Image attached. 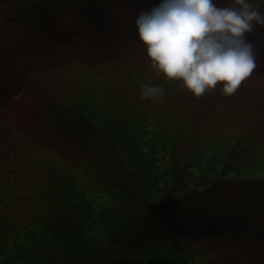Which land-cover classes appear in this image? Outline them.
<instances>
[{"label":"trees","instance_id":"1","mask_svg":"<svg viewBox=\"0 0 264 264\" xmlns=\"http://www.w3.org/2000/svg\"><path fill=\"white\" fill-rule=\"evenodd\" d=\"M79 1L85 2L95 15L115 9L122 2L0 0V17L5 13L3 7L9 5L14 22L34 20L33 16L44 22V13L52 14V11L65 7L78 8ZM10 19L5 18L6 24ZM256 30L264 34V28ZM87 37L83 30L71 29L62 33L58 31L56 41L70 51L73 60L88 67L121 63L130 57L147 58L144 50L137 52L133 49L110 54L108 58L92 57L88 48L80 51ZM124 38L137 39L132 32L124 34ZM24 44L27 46L24 41L19 47L20 55L26 48ZM259 71L258 67L250 77ZM0 72V81L8 78L1 64ZM138 79L143 78L140 76ZM150 83L155 85L156 80H147L146 85ZM162 88L163 97L145 99L140 106L125 107L117 121L105 116L114 111V106L100 95H83L79 101L90 102L89 105L93 103L98 112H90L94 116L104 113L105 118L101 117V120H75L71 114L63 115L56 107L58 114L54 117L61 128L66 124L70 127L91 124L108 127L121 151L117 165L125 167L122 173L116 172V164L105 165L98 159L90 162L86 157L73 158L72 161L65 156L63 158L74 168L75 174L63 183L55 178L56 173L50 175L53 172H47L44 181L48 185L40 191L36 184L33 186V183L20 181L18 167L9 160L11 157L0 154V264H117L126 256L138 264H184L190 260L197 261L193 264H213L208 251L211 241L207 239L211 233L182 231L180 228L157 229L154 222L176 202L188 196L208 194L225 185L264 184V171L251 169L252 165L264 159V151L239 140L241 134L231 137L215 126H207L205 119L197 118L177 125L175 122L179 116L172 112V106L166 105L168 88ZM73 101L77 100L73 98ZM87 117L90 118L89 115ZM111 123L117 125L110 129ZM255 131L254 139H263L264 123ZM225 136L233 145L227 143L231 146L218 154L208 153L212 146L221 144ZM180 138L184 140V147L176 151L172 143ZM241 162L250 167L238 177L235 175L240 170L233 166H239ZM209 165L214 167H207ZM230 222L229 237H236L233 229L234 232L247 230L249 233L246 221L239 225ZM262 224L264 227V220Z\"/></svg>","mask_w":264,"mask_h":264},{"label":"rangeland","instance_id":"2","mask_svg":"<svg viewBox=\"0 0 264 264\" xmlns=\"http://www.w3.org/2000/svg\"><path fill=\"white\" fill-rule=\"evenodd\" d=\"M154 3L155 0H122L115 9L95 15L88 10L85 2L79 1L78 8L65 7L52 11V14L44 13V22L37 16L31 17L34 20L14 22L10 16L13 10L9 5L3 7L5 13L0 17V64L8 78L0 81V154L11 157L9 160L18 167L20 181L33 183V186L36 184L40 191L48 185L44 181L47 172H53L50 175L56 173L55 178L63 183L68 181L75 170L66 163L65 156L72 161L73 158L79 160L86 157L90 162L98 159L105 165H117L121 151L108 127H101L100 124L99 127L92 124L70 127L66 124L61 128L54 117L58 114L56 107L63 115L71 114L75 120H101V117L105 118L104 113L94 116L90 112L96 110L93 103L89 105L90 102L79 101L83 95H100L114 106V111L105 116L117 121L125 107L142 105L145 98L140 95L141 85H146L150 79L156 80V86L159 84L168 88L165 99L169 101L166 105L172 106V112L179 116L175 122L177 125L197 118L205 119L207 126H215L231 137L241 134L239 140L264 151V138L254 139L256 127L264 123V34L261 31L248 34V39L257 48L260 71L244 80L229 96L222 94L220 85L200 97L180 90L179 82L158 76L148 58L130 57L121 63L88 67L73 60L70 51L56 41L58 31L81 29L88 37L80 51L88 48L92 57L108 58L110 54L131 49L141 52L144 48L138 40L126 39L124 34L132 32L137 37L134 20ZM5 18H11L7 24ZM24 41L27 46L23 45L26 48L20 55L19 47ZM140 76L143 79H138ZM73 98L77 101L72 102ZM116 125L111 123L109 127L111 129ZM224 140L229 139L225 136L222 143L212 146L208 153L218 154L227 150L228 145H233L230 140ZM172 145L175 150L183 148L184 140L180 138ZM233 167L240 170L235 175L240 177L250 166L241 162ZM255 168L263 172L264 159L251 166V169ZM116 169V172L122 173L125 167L117 165ZM256 185H225L208 194L188 196L163 212L154 226L163 230L180 228L182 231L211 233L207 238L211 241L207 250L213 264H264V248H261L264 246V184ZM230 221L235 225L246 221L249 233L239 230L240 235L233 229L236 237H229ZM186 254L190 255V252ZM195 262L184 261V264ZM117 264L138 263L126 256L120 258Z\"/></svg>","mask_w":264,"mask_h":264},{"label":"clouds","instance_id":"3","mask_svg":"<svg viewBox=\"0 0 264 264\" xmlns=\"http://www.w3.org/2000/svg\"><path fill=\"white\" fill-rule=\"evenodd\" d=\"M134 27L158 76L195 97L217 85L229 96L258 68L248 34L264 28V0H155ZM140 95L158 99L164 89L141 85Z\"/></svg>","mask_w":264,"mask_h":264}]
</instances>
